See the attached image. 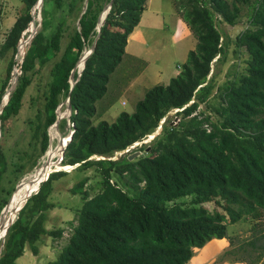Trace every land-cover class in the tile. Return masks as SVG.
Listing matches in <instances>:
<instances>
[{
  "label": "trees",
  "instance_id": "16d2710c",
  "mask_svg": "<svg viewBox=\"0 0 264 264\" xmlns=\"http://www.w3.org/2000/svg\"><path fill=\"white\" fill-rule=\"evenodd\" d=\"M37 1L22 0L23 11L0 46L1 57L10 54L0 99L11 89L0 114V194L5 193L0 212L16 185L7 191L1 188L7 171L5 135L23 107L36 67H44L61 52L52 65L42 109L36 111L29 127V146L40 139L39 156L45 154L48 128L70 92V127L66 128L64 118L58 129L64 137L69 131L73 135L61 164L78 165L75 170L79 172L94 169L99 190L89 196L86 177L70 189L72 195L81 197L82 205L66 245L47 264H186L195 249L221 239L229 240L230 249L220 262L258 264L264 257V228H258L264 218V0H172L196 46L176 77L147 90L132 114L121 112L111 124L93 123L100 118L95 103L105 96L109 76L120 64L128 36L139 24L148 0H43L40 28L29 40ZM110 1L95 48L81 72L79 59L95 40L98 18ZM241 5L249 6V26L236 37L235 46L247 53L245 68L216 88L218 73L212 65L224 62L228 46L215 17L233 27ZM73 12H78V28L61 48L69 29L66 21ZM53 21L55 30L47 36ZM23 40L26 44L18 61ZM78 61L73 72L76 83L70 91L69 78ZM173 111L174 118H169ZM162 120L160 133L137 149L143 155L132 161L127 158L132 152L117 156L153 135ZM65 175L63 171L48 174L20 206L4 237L0 264H16L26 248L37 256V244L44 236L62 237V230L49 231L45 225L47 212L54 209L48 201L53 182ZM211 202L223 212L208 211L204 205ZM243 219L253 222L252 235L246 245L235 247L228 226ZM241 251L247 255L237 256Z\"/></svg>",
  "mask_w": 264,
  "mask_h": 264
},
{
  "label": "rangeland",
  "instance_id": "374dc122",
  "mask_svg": "<svg viewBox=\"0 0 264 264\" xmlns=\"http://www.w3.org/2000/svg\"><path fill=\"white\" fill-rule=\"evenodd\" d=\"M232 1L233 0H228L229 3H231ZM252 1L253 0H251V2ZM42 2L43 0H40L38 2V5H36V13L33 19V24H31L29 28V40L34 37H32V35H35L38 29L40 28V11ZM85 4L86 1H84L83 7L85 6ZM50 7L51 6L48 5V9H50ZM23 8L24 4L22 0H0V46L4 42V39L9 30L11 29L15 19L22 13ZM52 13L54 15H56L57 13V9L55 6L52 9ZM77 14L78 12H73L67 18L66 25H68L69 29H66L65 31L64 38L61 41V48H63L67 44L69 40V35L73 32V29L78 28V23L76 21L77 17H75ZM147 14L149 16L144 17L146 21L145 24H147L148 21V27L151 28L156 34L157 43L160 45L158 46L159 48L157 47L159 51L155 52L156 55L159 54L157 64L150 65L147 71V77L149 78L147 84L150 83L151 85L146 87V90L158 85L153 84L155 82L154 78H157L156 75L161 74L160 67H162L163 70L170 69L173 70V72L175 73L179 70L180 72V67L177 68V66L180 65V63L184 60V57L187 52L195 48L193 44H195L196 42V39L191 33L190 29H185L187 35L184 38L177 36L179 29H177V26L173 22V19L177 16V13L173 6L172 0H152ZM249 14V6L241 5L240 17L238 19L237 24L233 27L221 22L219 17H215V25L218 31L222 34L224 41L227 42L228 46L227 55L225 57L224 62L221 64L214 63L212 65V71L218 73L216 77V88L227 80H230L236 75L243 73L244 71L245 60L248 58V56L244 49L236 48L235 39L242 31H244L249 26ZM55 27L56 21L51 22L50 28L47 29V36H50L54 32ZM187 36L191 39V41L189 40V38H187ZM24 40L22 41V47L19 45L20 53L15 58L18 61L22 59V52L24 51V45L26 44V40ZM60 54L61 52L44 67H36L35 71L37 72L35 76H33V84L29 89H27L24 95L23 107L20 110L19 114L13 119L12 128L5 135V147L3 150V155L5 160L7 161V171L3 176L1 188L4 191H7L11 189L14 184H16V192L13 194V197H15L14 199L12 198L13 200L9 203V206H7V208L16 204L15 201L18 200V194L24 185L27 186L26 189L28 190V195L22 196L20 200H24L25 197L31 195L34 192L38 183L36 178H34L33 176L34 171L39 167L45 165L47 162L56 160L57 156H59L57 138L64 136L61 134L58 128L56 129L54 127H50L48 129L50 145L45 154L39 156L40 139H37V141L34 142L32 146H29L32 134V131L29 127L32 125L33 121H35L34 115L36 114V111L38 109H42V105L44 102L43 92L45 91L47 84L51 81L50 71L53 63L58 60ZM9 58L10 54H6L2 57L0 56V89L3 82L5 81ZM130 61H132L131 58L129 62H127V60H123L122 62H120V64L115 68L114 72L109 76L107 92L105 96L102 98V100L95 103L97 113H101L105 106H109V103L111 105V108L114 106V110L116 111V113L125 112L128 114H132L134 112L136 103L140 101L142 97L139 95L138 99H128L126 106H120L117 101L118 89H115L113 87L115 83V78L119 77L122 73H125V77L131 78L132 76H135V74H137L136 72H138L142 68V62L133 61L132 63H130ZM78 68L81 71L82 68H80L79 66ZM10 94L11 93L7 89L5 90L4 94L0 99L1 113L3 107L7 104L9 100L8 98ZM62 104L63 105L60 111V115L63 116V119L64 117L65 119H67L65 115L67 104L65 102ZM201 110H204L203 106H201ZM174 114V111L169 113V118H174ZM113 115L114 113L111 114V116L107 115L105 116V119H102L103 116H100V118L96 119L94 118L93 123L97 124L99 121L104 120L107 121V123L111 124L114 122ZM211 116L212 119H215V116H213L212 114ZM262 117L264 118V112L262 114ZM162 122L164 123V120L160 122V127L154 132V137L160 133L161 125L163 124ZM51 133H54L56 137L54 141L52 140ZM152 139V135L147 137L143 142L136 143L133 147L128 150V152H132L131 154L137 152V149L142 144L148 145ZM128 152L125 151V153ZM25 153L26 155H28V159H30V161L26 160L27 157L25 156ZM141 153L142 155L144 154V152ZM121 155L122 153H119L117 156L119 157ZM38 156L39 158L36 162V166L32 169V171H29L30 163H32V161L35 160ZM21 164L23 165V167L17 170V168ZM65 170L63 168L56 170L63 171L66 173V175L60 178L58 181L53 182L54 191L48 198V201L54 205V209L52 211L47 212V222L45 225V227H47L49 231L60 229L63 230V236L61 237V239L58 240H53L52 238L47 236L42 237L41 242L37 244L39 249L38 255L33 256L28 250V248H26L22 257H20L16 261V264H47L48 262L55 260L60 250L67 243L72 227L76 224L78 209L82 205L81 197L79 195H72L70 193V189L77 182L86 177L88 179V182L85 186V189L88 191L89 196H93L98 192L99 176L94 171V169H88L80 172L75 170V168H66ZM4 194V192H1L0 198L3 197ZM204 207H206L208 211L217 210L219 212H223L221 209L217 208L212 202L205 204ZM13 208H15L14 211L11 213L7 212L2 222H0V228L4 225L2 231L3 233L1 234L0 238V252L3 246L2 242L6 233L7 223L10 224L15 219V215L17 213L16 205ZM1 217L2 215L0 216V220ZM252 223L253 222L248 221L247 219H243L234 225L228 226V236L233 239L235 247L244 244L246 245L248 243L252 235ZM60 224L62 225L61 228L59 227ZM258 228H264V218L261 219L260 222H258ZM227 241L229 243V240ZM207 249L208 248H206L204 252L198 254V259H201L204 256L206 251H208ZM246 255L247 254L243 253L242 251L237 254V256L239 257H244ZM227 258H230V256H227ZM191 264H194V262H192ZM258 264H264V257L260 260Z\"/></svg>",
  "mask_w": 264,
  "mask_h": 264
},
{
  "label": "crops",
  "instance_id": "0c3cea01",
  "mask_svg": "<svg viewBox=\"0 0 264 264\" xmlns=\"http://www.w3.org/2000/svg\"><path fill=\"white\" fill-rule=\"evenodd\" d=\"M151 2L152 0L147 1L145 5V10L141 15L139 24L136 26L133 32L128 36L127 43H126L125 50H124L125 53L121 60V62L123 60H127V62H129L131 58L132 61H130V63H132L133 61H140L142 62V65H141L142 68L138 72H136L137 74H135V76H132L131 78L125 77V73H122L119 77H116L114 81L115 83L113 87L115 89H118L117 101L120 106H126L128 99H138L139 95L143 98L145 92L147 91L146 87L151 85L150 83L147 84V82L149 81V78L147 77L148 76L147 71L150 65L157 64V59L159 57V54L156 55L155 52L159 51L158 46L160 45L157 43L156 34L153 32L151 28L148 27V24H149L148 21H147V24H145L146 21L144 17L149 16L147 12L149 11V6ZM173 22L177 26V29H179L177 36L184 38L187 35V33L185 32V29H188L186 24L182 21V19L178 15L173 19ZM187 38L189 37L187 36ZM189 40L191 41L190 38ZM193 45L195 47L196 42ZM190 51L187 52V54L184 57V60L180 63V65L177 66V68L181 67L185 63V61L187 60V55ZM160 71H161V74L156 75L157 78H154L155 82L153 85L155 84L167 85L172 78L176 77L179 74V70L178 72L175 73L173 72V70H170V69L163 70L162 67H160ZM102 112L99 113L100 116H103L102 119H105V116L107 115L111 116V114L114 113L113 121L121 113V112L116 113V111L114 110V106L111 108L110 103H109V106L107 105L103 108ZM101 121H104V120H101ZM59 227L61 228L62 225L60 224ZM63 234H64V231L62 233V236ZM55 240H58V239H55ZM218 242H222V243H218ZM206 248H208L207 249L208 251H206V253L201 259H198V254L204 252ZM229 249H230V246H229L227 239L211 240L203 248L195 249L193 257L186 264H191L192 262H194V264H221V263L223 264H244V263H229L226 261L220 263L219 261L220 257Z\"/></svg>",
  "mask_w": 264,
  "mask_h": 264
},
{
  "label": "water",
  "instance_id": "95a60500",
  "mask_svg": "<svg viewBox=\"0 0 264 264\" xmlns=\"http://www.w3.org/2000/svg\"><path fill=\"white\" fill-rule=\"evenodd\" d=\"M39 1H40V0L37 1L36 5H38V2H39ZM111 5H112V1H110V3H109L108 5H106V6L104 7L103 11L101 12V14H100V16H99V18H98V21H97V27H96V30H97V36H96L95 40L93 41V43H92L90 49H89V50H85V51L83 52L82 56L80 57V59H84V61H83V68H82L81 72H82L83 69H84L85 62H86L87 58L91 55V53L93 52V50H94V48H95L96 41H97V39H98V37H99V34H100V28H101L102 25L104 24L105 18H106L107 14H108V12H109V10H110V8H111ZM35 7H36V6H35ZM85 9H86V4H85V6H84V8H83L82 14L84 13ZM31 24H33V21H32V23H30V26H31ZM29 28H30V27H29ZM33 36H35V35L33 34L32 37H33ZM80 59H79V61H80ZM79 61L77 62L76 66H75L74 70L72 71V73H71V75H70V78H69V79H70V91L72 90L74 84L76 83V82L73 81V72L75 71L76 67L78 66ZM81 72L78 73V76L81 75ZM77 80H78V79H77ZM9 92H11V89H9ZM69 95H70V92H69V94H68L67 99L64 101V102L67 104V107H66V111L68 112V115L66 116V117H67V119H66V120H67V125H68V123H69L68 120H69L70 111H71V106H70V103H69ZM8 99H9V98H8ZM62 105H63V104H61V105H59V106L57 107V109H56V111H55V114H56V121H55V123L51 126V127L56 128V129L58 128V123L63 119V118L58 114L59 110H61V108H62ZM175 112H176V111H175ZM0 114H1V109H0ZM162 123H163V122H162ZM49 128H50V127H49ZM49 128H48V129H49ZM72 135H73V131H69V133H68L65 137H59L58 143H59V145L62 146V150H61L62 156H61V159L58 160L60 163L62 162L61 160H62L63 157H64V151H65V148H66L68 142L71 140ZM152 136H153V138H154V134H153ZM49 145H50V138H49ZM48 147H49V146H48ZM146 151H148V148L146 149ZM124 153H125V152H122V154H124ZM140 155H141V152H140V151H137V152H135V153H133V154H130V155L127 157V158H128V161H132V160H134L135 158L139 157ZM114 160H115V159H114ZM76 167H78V165L73 166V168H76ZM73 168H72V169H73ZM53 172H58V171H53ZM50 174H51V173H50ZM38 188H39V187H38ZM38 188H37V190H36L33 194H35V193L38 191ZM15 192H16V189H15V191L13 192V194H14ZM13 194L11 195V197H10L8 203L5 205V207L3 208V210H5V209L7 208V206L9 205V203L11 202V200H12V198H13ZM33 194L29 195L28 198H30ZM28 198H27V200H28ZM27 200L24 202L23 206L25 205V203L27 202ZM23 206H22V207H23ZM22 207H21V208H22ZM21 208L17 210V214L19 213V211L21 210ZM3 210H2V212H3ZM2 212H1V213H2ZM17 214L15 215V219H16V217H17ZM15 219L10 223V225H9L8 228L6 229V233H7L8 229H9V227L14 223ZM0 232H1V229H0ZM6 233H5V235H6ZM4 237H5V236H4ZM3 242H4V240H3ZM3 242H2V243H3Z\"/></svg>",
  "mask_w": 264,
  "mask_h": 264
},
{
  "label": "bare ground",
  "instance_id": "6f19581e",
  "mask_svg": "<svg viewBox=\"0 0 264 264\" xmlns=\"http://www.w3.org/2000/svg\"><path fill=\"white\" fill-rule=\"evenodd\" d=\"M83 61H84V59H80V64H79V67L80 68H83ZM82 70V69H81ZM60 115V114H59ZM65 115L67 116L68 115V112L66 111L65 112ZM61 116V115H60ZM62 118H63V116H61ZM65 118V117H64ZM59 140V138H57V141ZM58 150H59V156H57V158H56V160H52V161H49V162H47L45 165H43V166H41V167H39L38 169H36L35 171H34V174H33V176H34V178H36V180L38 181V183H37V185H36V188H35V190H34V192L37 190V188L39 187V184H40V182L48 175V174H50V173H52L54 170L56 171V170H59L60 168H63L64 170L66 169V168H68V169H72L73 167H62L61 166V163L58 161V160H60L61 159V156H62V153H61V150H62V146L61 145H59V143H58ZM62 161V160H61ZM65 171H67V170H65ZM31 179V178H30ZM29 179V180H30ZM26 182V181H25ZM22 185V184H21ZM23 186V185H22ZM26 185H24L23 187H22V189L20 190V192H19V198H17L16 200L17 201H15L16 202V212H17V210L18 209H20V206L27 200V198H28V196L27 197H25L24 198V200H20V198L22 197V196H26V195H28V190L26 189ZM33 192V193H34ZM32 193V194H33ZM16 195V194H15ZM15 197V196H14ZM14 197H13V199H14ZM18 197V196H17ZM12 199V200H13ZM11 200V201H12ZM15 205H12V206H10V207H8L6 210H3V212L0 214V216L2 215V217H1V220H0V222H2V220H3V218H4V216L6 215V213L7 212H13L14 211V209L15 208H13ZM9 206V205H8ZM17 214V213H16ZM10 224L9 223H7V228H8V226H9ZM4 226V225H3ZM1 227L0 229H1V232H0V238H1V234L3 233L2 231H3V228L4 227Z\"/></svg>",
  "mask_w": 264,
  "mask_h": 264
},
{
  "label": "built area",
  "instance_id": "2783aa9c",
  "mask_svg": "<svg viewBox=\"0 0 264 264\" xmlns=\"http://www.w3.org/2000/svg\"><path fill=\"white\" fill-rule=\"evenodd\" d=\"M67 127H70V124H69V123H68ZM72 127H73V125H72ZM128 150H129V149H128ZM128 150H126V152H128Z\"/></svg>",
  "mask_w": 264,
  "mask_h": 264
}]
</instances>
